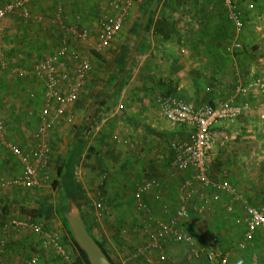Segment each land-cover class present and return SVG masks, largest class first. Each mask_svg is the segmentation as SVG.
I'll return each instance as SVG.
<instances>
[{
	"label": "crops",
	"instance_id": "1",
	"mask_svg": "<svg viewBox=\"0 0 264 264\" xmlns=\"http://www.w3.org/2000/svg\"><path fill=\"white\" fill-rule=\"evenodd\" d=\"M8 1L10 0H1L4 4ZM101 2L103 0H31L30 8L33 13L42 17V21L38 22V25H45L46 23L47 27L37 28V35L35 34V38L32 39H29L28 30L21 31V39L27 42L30 50L22 47L25 51L17 56L15 61L21 59V62L16 64L29 68L34 61L29 65L22 63L26 61L27 55L29 58L32 57L30 51L43 53L49 50V44L51 46V40L55 35V33L52 34L54 29L50 26L57 6H61L66 15L67 13L70 15L68 17H74L79 13L82 15L88 13L90 19L94 17V14H101L105 8H109V0H106L103 8L99 6ZM240 6L242 7V5ZM243 8L247 16V11L254 7L251 9L244 5ZM8 15L18 17L15 14ZM246 24L247 22H245ZM245 25L241 30H236L231 25L227 18V7L223 0H132L121 31L102 53L105 56L111 51V54L105 57L106 59L102 62H92L93 68L90 77L83 84L79 97L71 108L76 115L73 126L67 129V132L65 129L55 127L45 138L50 152L48 164L38 170L42 179L41 185L29 188L12 186L0 189V213H3L5 218L8 217L5 220L10 218L30 219L35 215L46 226L63 234V225L55 213V190L52 188V181L56 177V173H51L52 161H60L62 160L60 158L66 156L68 158L74 141L83 137L86 140V147L78 159L80 160L79 163L75 164L76 180L78 165L82 168L94 164L93 161L90 162L92 160L90 152L93 150L91 148H94V155L102 156L101 147L106 143H102L103 137L101 135L103 133L101 131H104L105 127L111 131L108 139L113 145L112 157H108L114 160L112 164L119 165L117 171L115 168L113 169L116 171V173L113 172L116 184H113L112 188L108 187L110 188L109 195L114 198L112 204H115V209L123 210L120 204L126 202L127 199L126 180H136V182L141 183L149 177H155L161 183V188H156L145 195L147 205L157 218L163 216L164 208L174 211L178 202L181 183L185 177L191 176L192 172L180 173L174 177L168 176V163L172 157L170 143L174 139L187 138L188 133L186 134L183 130L189 132V129L171 125L162 116L155 101V95L157 93L173 94L185 98L193 104L216 103L230 97L238 83L243 85L251 83L253 87L255 82L251 79L256 78L254 72L258 71L261 64L257 63L256 60H262L260 57H256L262 48L256 42L259 40L261 32L257 29L253 38ZM18 33L20 35V32ZM92 34L94 33L92 32ZM94 37L96 38V35ZM56 41L57 38L52 45H55ZM234 41H239L241 47L228 51L227 47ZM88 43L93 48L95 40L93 41L90 37ZM256 43L258 44L256 45ZM254 45L256 46L254 47ZM249 47L252 51L258 52L255 57H250L248 52L244 53L245 49ZM234 51H240L241 55H236L239 58L231 60V54ZM71 52L72 47L70 48ZM69 61V57H65L59 67L61 69L71 67L72 63ZM6 64L8 67L0 65V111L1 115H7L5 117L12 121L15 127H6L5 142H0V168L6 176L16 177L20 174L21 165L8 150L6 143H16L25 152L34 153L38 144V139L35 137L37 127L35 126L33 129L24 127L22 122L26 115L27 106L37 109L35 106L36 98L40 100V107L37 110L38 118L39 109L43 104V84L37 85L34 81L36 79L33 77L16 76V78L9 71L10 64L8 61ZM187 66H194V68L199 69L204 67L218 72V74L214 73V80L210 81L213 91L205 93L208 100L198 101L194 99L196 95H191L189 86L192 85L193 89L195 86L192 79L189 78L190 76H184L185 71L183 69ZM234 66L242 69L241 75H245L246 80L243 78V82H240L239 78L232 77L231 71L235 68ZM7 72L14 77V80L18 79V82L13 80L12 85L8 80H5ZM228 80L230 83H227ZM232 85L233 90L228 93L229 87L231 88ZM24 87L26 91L29 89L36 90L35 92H38L39 95L35 93L37 96L26 100ZM30 103L31 106L27 105ZM0 118L2 117L0 116ZM36 122L38 121L36 120ZM114 134H117L121 140H113L112 135ZM64 137L67 138L64 152L62 150L56 152L55 148L59 146V142ZM225 144L228 145V143ZM129 155H133L134 160H136L133 162ZM127 162L137 163V165L134 166L133 164L131 166L133 171L126 173L124 165ZM101 164H104L103 161ZM143 164L144 166H141ZM104 171L107 172V169ZM142 172H148L150 176L142 178ZM226 179L231 182L228 178ZM138 183H136L133 192ZM235 186L251 204L264 208V190L261 194L262 200H260V198L250 197L251 191L247 190V193H244L237 185ZM28 189L32 190L29 192ZM207 190L208 192L205 191L206 195L212 193V190ZM33 192L37 193L34 194ZM223 196L225 197V195ZM224 197H222L223 202L215 201L212 212L197 214L191 210L190 213L193 212L195 216L201 217L192 219V222H186L187 219H184L182 224L192 233L197 243L214 244L222 252L227 251V264H264V233L258 231L253 238L252 245L240 249L238 243L246 229L245 212L240 203H235L234 210L227 212L225 209L227 200ZM201 200L200 197H195L193 201H190V208L194 203ZM87 204V201L78 198V206L87 225L89 222L95 223L98 235L96 237H100L99 242L109 257L115 264H123V259L133 248V246L130 248V245L136 246L148 238L147 235L135 231L131 233L133 237H131L130 242L134 240L136 243L126 242L124 237L120 239L118 235H114L111 228L101 225L98 218L96 221L90 214L88 216L89 207ZM92 204L94 205V203ZM205 214L208 216L203 217ZM142 219L143 216L138 220L139 224ZM90 231L92 230L90 229ZM123 236L126 237V235ZM67 239H69L68 236ZM179 245L182 247L183 253H181V258H176L177 263L175 264H218L216 261L211 262L204 257L189 260L187 245ZM41 247H44L43 243L37 242V236L32 231L5 230L0 224V264H25L34 254H39L40 264H50L49 259L53 264H57L56 259V263L54 262L53 254L55 253L53 250L44 247L47 248V251H42L39 250ZM37 250L40 253H36ZM150 254L158 257L155 249L150 250ZM167 254L165 252V264H170V257L167 259ZM140 259L143 258L135 260L136 263H144L145 260ZM62 260L72 264L74 258H62ZM179 260L180 262H178ZM132 261L128 264H132Z\"/></svg>",
	"mask_w": 264,
	"mask_h": 264
},
{
	"label": "built area",
	"instance_id": "2",
	"mask_svg": "<svg viewBox=\"0 0 264 264\" xmlns=\"http://www.w3.org/2000/svg\"><path fill=\"white\" fill-rule=\"evenodd\" d=\"M31 0H10L5 4L0 0V32L2 31V20L8 14H15L18 17L41 22L42 17L33 13L30 8ZM227 7V18L236 30L244 28V15L237 0H223ZM132 0H109V8L101 15L100 32L94 43L95 50L106 49L112 40L121 31L125 18L129 12ZM74 18L79 19L77 14ZM68 16L64 14L61 6L55 9L53 21L60 24L57 48L43 58L35 61L29 68L15 67L11 73L19 77H33L43 84V104L39 109V123L35 130V137L38 144L34 153L25 152L16 143H6V147L14 155L20 165V174L16 177H8L0 168V189L12 186L37 187L42 183L38 170L46 167L49 161V146L45 141L48 133L55 127L72 123L75 113L71 110L76 103L83 84L90 77L92 71L91 61L86 56H79L70 53V40L77 38L80 42H86L90 38V31L87 27L79 26L75 22H69ZM67 20L68 22H65ZM76 39V40H77ZM241 43L234 41L227 47L228 51L240 48ZM69 57L72 66L68 69L59 67L65 57ZM0 65L6 67L5 61L0 60ZM252 89V84H236L233 94L225 100L216 103L201 102L193 104L185 98L173 94L157 93L155 101L159 106L162 116L173 126H183L189 129L185 139H174L170 143L172 157L168 163L167 174L169 177L177 176L180 173L192 172V175L185 177L180 186L178 202L171 211L163 210V216L157 218L145 201V195L159 187V181L155 177H149L138 183L134 194V206L143 213V219L138 229L143 235H147L141 243L134 246L123 259V264L143 258L146 264H165L164 245L185 244L188 249V259H199L204 257L208 261H216L218 264H227L228 252H222L214 244H199L194 240L191 232L182 224L184 219L192 210L194 213L203 214L214 210V203L206 196L207 189H215L212 194L214 201L221 195L226 197L225 209L227 212L234 210L235 203H240L245 212L246 229L243 237L238 243L240 249L252 245L255 234L264 233V208L251 204L239 189L226 178L214 183L207 176L209 154L215 145L212 135V127L216 123L246 113L251 105L246 101H237L238 96L246 95ZM30 96H34L30 92ZM5 122L0 118V142H5ZM112 139L120 141L117 134ZM106 173L102 175L105 178ZM192 197H200V202L194 203L190 208ZM100 205V203H99ZM5 230L32 231L40 234L44 247H48L55 254L64 259H70L58 235L48 229L43 223L29 219L10 218L1 221ZM157 250V258L152 257L150 250ZM25 264H40L39 257L32 255Z\"/></svg>",
	"mask_w": 264,
	"mask_h": 264
},
{
	"label": "rangeland",
	"instance_id": "3",
	"mask_svg": "<svg viewBox=\"0 0 264 264\" xmlns=\"http://www.w3.org/2000/svg\"><path fill=\"white\" fill-rule=\"evenodd\" d=\"M237 1H239L238 4L240 3V5H242V7L241 6L240 7L244 11V23L247 22L245 27H248L249 32L251 33L252 37L253 38L255 37L257 29H259V32H261V34L259 35V40L256 41L259 43L258 45L259 47L262 46V48H260V52L258 53L256 51H252V49L249 47L248 49H245L244 53L248 52L250 57H255L258 53L256 57H260V59L262 60H259V59L258 61L256 60L257 63L259 62L261 64L258 68V71L254 72L256 78L251 79L255 82V85L253 84V87L251 89L252 91H250L246 95L238 96L236 98L237 101L248 102L251 105V109L248 112L242 113L236 117H232V118L225 119V120L218 122L216 126H214V128H212L211 130L212 135L215 139V145L212 148L209 158H208L209 159V164H208L209 174L207 176L209 180L214 183H217L219 182L221 178L226 177L232 183L237 185L244 193H247V190L251 191L252 194L250 197H254L256 199L260 198V200H262L261 194H262V191L264 190V0H237ZM105 4H106V0H103V2H101L99 6L103 8V5L105 7ZM244 5L246 7H250L251 9L254 7L252 10L247 11L248 12L247 16L245 15L246 11L243 8ZM106 10L107 8H105V10L101 14L97 13L99 15L93 13L94 17H91L90 19L88 18L89 17L88 13L86 15H82L81 13H79L80 14V15L78 14L79 19H76L74 17H68L67 20L69 22H75L79 26L87 27L90 31V37L94 41L96 39L94 36L96 35L97 37V35L99 34L97 32L98 31L100 32L101 30L100 28L101 27L100 26L101 15ZM64 14L66 15L65 12ZM66 16H70V15L67 13ZM67 20H65V22H68ZM40 25H38V22L20 19L18 17H14L11 15H6L3 18L2 31L0 32V60L3 59L6 62L8 61V63L10 64L9 71H11V69L15 67L20 66L16 63H20L21 59L19 58L20 60H17V62L15 61V59H17V56H19L20 53L21 54L24 53L25 50L22 47H26L30 50V46L26 44L27 42L21 39V31L28 30L29 39H32V38H35V34L37 35L36 33L37 28L41 29L42 27H45V26L47 27L46 23L45 25H42V24ZM50 28L54 29V32L52 34L55 33L53 37L55 41L56 38L58 39L57 34H60V30H61L60 24L56 20L54 21L52 20V25L50 26ZM18 32H20V35ZM92 32L94 34H92ZM53 39L51 40L52 43L54 42ZM76 39L77 38L74 37L70 40V48L72 47L71 53L74 55L79 54L82 56H86L91 61L92 68H93V63H92L93 61L102 62L106 59L105 57L111 54V51H110L106 53L107 55L104 56L102 53L106 49L102 51H97L95 50V48H92V46L88 43L89 40L86 42H80L78 39L77 40ZM52 43H51V46L49 44V50H46L45 52H43L44 54L41 53V51H34V53L30 51V53L32 54V57L29 58V55H27L26 61L24 62L22 61L23 62L22 64L29 65L33 61L35 62L37 61V59L43 58V56L50 54V52L52 51V48L54 49L53 51H55L57 48L58 42L56 41L55 45H52ZM258 43H256V45ZM256 45H254V47ZM231 55H232L231 60H234V59L239 58V56L241 55V52L234 51L232 52ZM236 55H239V56H236ZM198 65H199V62H198ZM194 66H187L183 69L185 71L184 76L186 77L190 76L189 78L192 79L193 81L192 83L195 86V89L192 88V85L189 86V88L191 89V95L193 94L196 95V96L194 95L193 96L195 97L194 99L198 101L208 100V97L206 96L205 93H209L210 91L211 92L213 91L212 87L210 86V81L212 82V80H214L213 75L214 73L218 74V72L217 71L214 72L213 69L210 70L204 67H202L201 69L194 68ZM234 67L235 68L232 69L231 71L232 77L239 78L240 82H243V78L244 80H246L247 79L246 76L241 75L242 69L236 66ZM6 75L8 78L6 77L5 80H8L9 83L11 84L12 81L14 80V77L10 76V73L8 72ZM16 76L17 75H15V77ZM14 81L18 82V79ZM34 81L35 83H37V85L39 86L42 85L41 81L39 80H34ZM227 83H230V81L228 80ZM23 89H24V95L26 96V100L37 96L35 95V93L38 94V92H35L36 90L34 91L32 89H29L26 91L25 87ZM232 90H233V85L231 86V88L229 87L228 93H231ZM30 92L34 93L33 97L30 96ZM27 102H30V101H27ZM35 102H36L35 106L37 109L35 108L32 109L31 107H28V106L26 107V110H25L26 115L24 116V119L22 122V125L24 127H31V129H33L35 126L37 127L39 123V120L37 118V110H38V107H40V100L36 98ZM27 105L31 106V103ZM0 116L5 122V127H15L14 123L12 121H9L7 117H5L7 115L5 116L1 115V111H0ZM36 120L38 122H36ZM73 122L72 124L67 123L70 125L62 124L57 127H60L62 130L65 129L67 132V129L73 126ZM183 131L186 132V134L188 133V131L186 130H183ZM101 132L103 133L101 135V137H103L102 143L103 144L106 143L104 144L103 147H101L102 156L98 157L97 155H94V152H93L94 148H91L93 150L90 152L91 153L90 157H92V160L90 162L93 161L94 164L93 163L92 164L94 166L86 165L85 167L83 166L81 168L78 165L77 167L78 172L76 174V182H77L79 199H81L82 201H87L88 203L87 205L89 207L88 216L90 214L92 218H94L96 221L98 218L101 225H103L104 227L108 226V228H111V230L114 231V235H118L120 239L121 238L123 239L124 237V241L130 242L131 237H133L131 233H134V231L137 233H140L138 229L133 231V228L135 229L140 226L138 223V220L141 218V216H143V213L139 212L134 206L133 190H134L136 183L138 182H136V180H134L136 183L131 180H126L125 188L127 189V192H128L126 194L127 199H126V202H122L120 204V206L123 207V210H116L115 204H112V202L114 203V198L113 196L109 195V193H110V188L113 187V184L114 185L116 184V178L114 179L115 176L113 172L116 173L119 165H116L115 163L112 164L114 160H112V158H109V157H112L111 151H113L112 149L113 145L112 143L109 142V139H108L111 131L107 129V127H105L104 131H101ZM66 141H67V138L65 137L62 138V140L59 142V146L55 148V151L59 152L62 150L64 152V146H65ZM225 143H228V145ZM116 151L118 153V150ZM129 156L132 157L133 162L136 160V159L134 160L133 155H129ZM66 158L67 156L64 158H60V159L64 160ZM96 160L101 161V162L103 161L104 164H101V162L99 163ZM79 161L80 160L77 161V164L79 163ZM60 163H61V160L60 161L58 160L57 162L52 161V164H51L52 174L56 173V168L60 166ZM133 164L134 166L137 165V163H133ZM133 164L127 162L124 165V169L126 173L128 171H133L131 167ZM102 165H105V167H102ZM141 166H144V164ZM114 168L116 169V171L113 170ZM104 169H107V172L104 171ZM102 172L106 173L105 178H102V175L104 174L103 173L101 175ZM142 174H143L142 178H146L147 176H150L148 172H142ZM108 183L110 184V186ZM158 188H161V183L159 184ZM31 190L32 189H28L27 191L30 192ZM210 190H212V193L207 194L206 196L209 199H211L213 203H215L212 197V194L215 192V189H209V191ZM206 192H208V190H206ZM33 193L36 194L37 192H33ZM54 194H55L54 198H56V195H57L56 191ZM222 197L224 196L221 195L220 198L216 201L223 202L224 199H222ZM194 198L195 197H192L191 201H193ZM92 203H94V205ZM0 214H1L0 221H4L6 218H8V217L5 218L3 213H0ZM207 216H208L207 214L203 215V217H207ZM200 217L195 216L194 213L191 212L190 215L186 217L187 219L186 222L188 221L192 222V219L200 218ZM31 218L36 222L43 223L42 221H40L39 218L35 217V215ZM88 226L92 230L91 232L95 235V238L99 241L100 237H96L98 235H97V226L95 225V223L89 222ZM46 227L58 235L59 240L64 243V246L67 247L69 245L68 251L70 252L71 257L74 258V260L72 261L73 262L72 264H74L75 257H77V250L75 249L74 245L70 241V238L67 239V236L69 237V235L66 229L63 227L65 231L63 230V234H60V232L54 230L53 228H50L49 226H46ZM33 233L37 236V242L41 241L42 243L41 235L35 232ZM123 235H126V237ZM131 242L136 243V241L134 240H132ZM132 246L134 247V244H131L130 248H132ZM164 249H165V252L168 253L167 259L170 257V264L177 263L176 258L177 259L181 258V253H183V249L180 245L166 244L164 245ZM39 250L47 251V248L45 249L44 247H41L39 248ZM37 251L36 253H40L39 251L38 252ZM38 255L39 254H37V256ZM53 255H54L55 263H56L55 261L56 259L57 264H68L67 262H65L66 260L65 261L62 260L61 256L57 254H56L57 256L55 254ZM151 256L154 257V255H151ZM140 260H143V259H140ZM49 261H50V264H53V262H51L50 259ZM59 261L61 262L59 263ZM178 262H180V260ZM131 263L135 264L136 261L134 260V262L132 261ZM142 264H146L145 261Z\"/></svg>",
	"mask_w": 264,
	"mask_h": 264
},
{
	"label": "trees",
	"instance_id": "4",
	"mask_svg": "<svg viewBox=\"0 0 264 264\" xmlns=\"http://www.w3.org/2000/svg\"><path fill=\"white\" fill-rule=\"evenodd\" d=\"M72 150L68 156V158L61 160L60 166L56 168V177L52 181V188L56 191V198L54 201L55 206V213L59 218L60 222L62 223L63 227L66 229L70 241L74 245L75 249L77 250V257H75L74 264H90L87 258L86 253L84 250L79 246L78 242L75 240L73 235L68 214L71 212V208L73 204H76L79 211L80 216L82 217L83 222L86 225L88 232L92 235L96 243L102 248L104 253L107 255L108 259L113 263V260L109 257L103 245L95 238L93 233L90 231L86 220L81 212L80 207L78 206V190H77V182L75 180V164L77 163L78 159L80 158L81 154L83 153L86 147V140L83 137L77 138L74 143L72 144ZM64 246V243L61 242ZM174 245H179L178 243ZM64 249L68 256H70V252L68 248L64 246Z\"/></svg>",
	"mask_w": 264,
	"mask_h": 264
},
{
	"label": "water",
	"instance_id": "5",
	"mask_svg": "<svg viewBox=\"0 0 264 264\" xmlns=\"http://www.w3.org/2000/svg\"><path fill=\"white\" fill-rule=\"evenodd\" d=\"M68 218L75 240L86 253L89 263L113 264L102 248L96 243L92 235L88 232L76 204L72 205Z\"/></svg>",
	"mask_w": 264,
	"mask_h": 264
}]
</instances>
